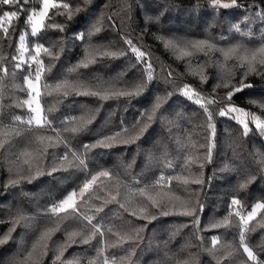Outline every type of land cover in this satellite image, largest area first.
Returning a JSON list of instances; mask_svg holds the SVG:
<instances>
[{"label":"trees","instance_id":"obj_1","mask_svg":"<svg viewBox=\"0 0 264 264\" xmlns=\"http://www.w3.org/2000/svg\"><path fill=\"white\" fill-rule=\"evenodd\" d=\"M207 1L212 0H88L87 3L85 0H56L58 4H70L73 9L80 6L81 10L74 11L71 19L66 14L59 15L56 9L50 10L51 19H46L45 23H60L64 31L46 28L37 37H28L30 49L35 42L45 47L55 45L53 53L59 56L53 59L41 53L46 66L42 85L68 79L96 90H119L144 82V65L137 63L128 52L124 37H130L147 53L146 59L154 68L153 79L139 95L109 96L106 100L97 95L72 91L64 95L42 88L41 104L69 147L83 153L84 143L121 132L111 147H97L84 153L86 170L67 167V170L51 171L53 167L59 168L54 161L66 148L63 143L52 146L46 139L37 140L38 136L55 137L56 133L50 129L30 131L26 125L17 124L19 135L0 136V140L6 141L0 148V237L13 227L12 221L18 212L31 218L15 225L11 238L0 245V264H68L69 261L103 264L105 256L109 260L115 257L116 264H240L242 260L252 264L239 246L238 227L206 229L205 226L228 214L233 197L242 201L245 212L255 203L264 202V165L260 163L264 159V140L251 122L252 130L244 136L242 126L235 120L216 114L221 104L211 105L215 146L209 159L210 130L206 115L199 105L183 96L180 89L189 84L204 96L221 100L233 86L250 85L236 93L232 103L264 119V109L259 106L264 103V65L257 63L256 71H248L246 63L239 59L245 49L259 48L264 39V19L257 15L264 13V0H237L236 5L227 9L209 7ZM35 6L39 8L38 3ZM193 9H198L196 14ZM244 17L251 18V25L245 27L253 33L251 37L231 30V26L241 23ZM98 21L99 32L90 37L86 35L83 41L74 38V34L90 31ZM14 25L15 32L10 29L12 39H4L0 34V69L6 67L9 73L14 71L15 61L11 57L17 55L15 37L25 26L24 17L14 21ZM228 34L230 36L225 38ZM168 37L183 47L198 40H208L217 49L239 47L227 59L218 50L191 48L187 50L192 55L178 56L174 49L165 47L159 40ZM95 47L128 54L115 58L97 56L96 62L87 68L68 72L84 58L86 50ZM164 68L168 73L171 70L172 75L165 73ZM201 68L206 77L204 82L199 75ZM25 74L26 71L16 70L14 80L11 75L4 76L0 72L3 79L0 121L4 125H11L13 115H28L26 105L15 106L17 99L22 101L27 96L26 91L14 87L23 86ZM225 83L229 86L224 87ZM158 96L162 98L161 107L152 120H148L142 113L151 114ZM48 108L53 110L48 112ZM73 127L79 131H64ZM169 163L171 168L167 167ZM101 170L110 171L111 178L97 182L86 201L79 203V213L95 215L94 223L102 221L104 236L98 235L87 244L76 237L77 243H71L67 233H87L90 226L77 213L70 211L57 217L46 210L71 190L78 189L90 178L89 173ZM18 173L25 179L8 185ZM161 175L167 179L156 184ZM249 176L255 179L240 189L239 185ZM195 179L202 183H194ZM135 180L139 181L138 185L134 184ZM118 181L119 189L116 188ZM146 184H155V187L146 189L144 196L135 191L136 187ZM124 185L133 188L131 195ZM117 191L120 194L112 200L111 196ZM148 195H152L159 206H153ZM176 197L179 199H174ZM181 202L195 209L194 214H182ZM120 204L125 207L121 208ZM96 208L103 210L96 212ZM141 208L147 209L149 218L140 212ZM197 218L203 231L197 230ZM232 221L238 224L237 218L232 217ZM57 223L59 230L50 239L40 241L41 234L55 228ZM108 227L113 231L109 232ZM249 228L246 242L264 262V214H258ZM198 235L203 237L202 241ZM213 236L220 237V244L214 253H209L206 249L211 248ZM229 242L232 246L225 247ZM61 245L68 246L61 259L55 260ZM100 248L104 251L98 256Z\"/></svg>","mask_w":264,"mask_h":264},{"label":"snow or ice","instance_id":"obj_2","mask_svg":"<svg viewBox=\"0 0 264 264\" xmlns=\"http://www.w3.org/2000/svg\"><path fill=\"white\" fill-rule=\"evenodd\" d=\"M88 0H85V3H87ZM39 4V8H37L35 5ZM212 3L214 6L217 7H223L225 9L234 6L237 4V0H231V3H221V0H212ZM52 9H56L57 13L59 15H67L68 19H71L74 11L79 12L81 10L80 6H76L75 9H73L70 4L68 3H57L56 0H0V34H2L4 39H12L13 36L10 32V29L12 32H15V25L14 21H19L22 17H24V28L19 30L18 36L15 37V39L18 40V47L16 48L17 55H14L11 57L13 61H15L13 67L14 71L9 73L8 69L6 67L0 69V72L3 73L4 76L11 75L12 78L15 80L16 78V70H19L20 72H27L23 76V86L16 84L14 87L21 91L27 92V99L25 100H19L17 99L15 102L16 107H24L27 105L28 108V115L26 117L21 115H13L11 120V125H4L2 121H0V136L8 137L12 133H15L16 135L20 134V131L15 125H26L28 127V130L33 129H50L51 131L56 133L55 137L52 136H38L37 140L40 142H43L45 139L50 142L52 146H55L56 143H63L65 145L66 151L63 153L62 156L58 157L54 163L56 165H59V168L53 167L51 169L52 172L59 170L60 168H63L64 170H67V167H76L80 170H86L87 164L86 160L84 158V153H87L88 151H91L92 149H95L97 147H111L112 144L116 141V138L121 135V132L113 133L112 135L103 136L99 139H97L94 142L91 143H84L82 145L83 153L79 152L76 149H73L69 147L60 136V129L54 127L53 121L48 118V115L46 114V110L44 106L41 104V96H42V88L43 89H49V90H55L58 92H63L64 95H67L69 91L77 92L78 94H87V95H97L101 99H108L109 96H130V95H139L142 93L145 88L147 87V83L151 82L153 79V72L154 68L149 59H146L147 53L145 51H142L130 37H124V43L127 45L128 52H130L136 59L137 63L144 65V72L146 75V80L141 83H137L131 88L126 89H114V88H104L103 90H96L93 88H90L79 81L72 82L68 79H63L58 82H56L54 85L52 84H41L42 77L46 71V66L44 61L41 59V53L47 54L49 57H52L53 59H58V54L54 55L53 48L52 47H45L44 44L35 42L32 44L31 49L28 43V37L31 36L33 38L37 37L43 30L46 28L51 29H58L61 32L64 31V26L60 23H50L46 24V19H51L49 17V12ZM64 10V11H61ZM258 16H261L262 19H264V13H257ZM109 20H112V17H108ZM113 25H115V21L112 20ZM235 30V32L240 33L242 36H248L251 37L253 33L251 30L249 31H242L240 28L239 23L234 24L232 26ZM100 31V23L99 21L92 26V29L85 32H80L77 34H74V38L77 40L83 41L85 36H92L94 32ZM264 35V34H262ZM166 46H170L173 48H176L177 45L174 44L172 41L166 42ZM239 46H232L227 49L220 48L217 49L216 45L213 43H210L208 40H198L195 42H190L188 45H185L183 48H179L178 50L181 52L184 56H190L192 55L191 51H188V48H191L193 50L198 51H213L218 50L220 51L225 59L229 58L233 54L237 52V48ZM128 52H119V51H113L107 48H101V47H95L90 50L85 51L84 58L78 62L77 65L73 66L72 68L68 69L69 73L75 72L77 68L84 67L87 68L89 64H93L96 62V57L99 56L100 58L103 57H109V58H115L121 55H127ZM26 54H28L26 56ZM239 59L242 61V63H246L248 71H256V64L259 63L261 65H264V39L261 41V46L255 50H247L245 49V52L242 56L239 57ZM35 65V67H33ZM50 71V68L47 69ZM169 76L172 75L171 70H169L168 73ZM201 82H204L206 80V77L203 75L202 68L199 71ZM221 85H217V87H220ZM224 87H228L229 85L227 83L223 84ZM244 87H250V85H244L241 86H233L228 92L226 97L222 98L221 100H218L215 97L212 96H204L201 92L196 91L191 85L184 84L183 87L180 89V92L183 96L187 97L188 100L194 101L195 104L199 105V107L203 110V112L206 115L207 119V128L210 130V136H209V146L207 148L208 158H211L212 149L215 146L214 144V138H215V124H214V113L210 110L211 105H217L221 104V107L218 108L217 113L220 117H229L233 120H235L239 125L243 128V135L247 136L249 132L252 130L249 127V123L255 125V129L259 132V134L264 137V119L261 118V116L255 115L250 111L245 110L242 107L236 106L232 103V98L236 93H240ZM83 90V91H81ZM50 94V93H49ZM3 95V79L0 77V97ZM169 96L171 93L168 94ZM162 98L156 97V101L152 107L151 114L145 112L142 113V115H146L148 120H152L153 115L155 114L156 110H158L161 107ZM252 103H256L255 101H252ZM262 109H264V103L259 105ZM3 105H0V111H2ZM52 108H48L47 111H52ZM74 119V118H73ZM90 122V121H89ZM62 124L64 121L61 122ZM64 131H70L73 133H76L79 131L78 128H65ZM121 131H127V129H122ZM5 140H0V148L4 147ZM71 156V159L69 157ZM76 162L75 164L73 162ZM27 162V161H26ZM262 165H264V159L260 161ZM131 165H129L130 167ZM167 167L171 168V164L169 163ZM39 174V173H37ZM51 174V173H49ZM90 178L86 179L83 183V185L77 190L73 189L71 190L63 199H61L58 203L52 204L47 210L46 213H50L55 216H59L60 213H77L80 217H82V220L86 222L88 226H90V231L87 233H84L82 231H72L67 233V240L71 243H77L76 237H81V241L84 244L89 243L92 239H95L98 235L102 238L104 236V228L105 225L102 221L94 223L95 215H87V214H80L79 213V203L86 201V198L92 193L93 188L95 185H97V182L100 181L102 178H111L112 174L108 170H101L97 172L96 174H90ZM25 179V177L21 174H17V178L10 179L8 181V185H16L19 183L20 180ZM167 178L164 175H161L159 177V180L156 181V184H159L160 181H165ZM255 179L253 176H249L248 180L244 183H241L239 185L240 189H243L247 186V183L251 182V180ZM194 183H202L201 180L195 179L193 181ZM134 184H139L138 180L134 181ZM6 185V187L8 186ZM124 187L128 188V195H131L133 192V188L124 185ZM154 185H143L138 186L135 188V191L138 192L141 196H144L146 194V189L153 188ZM116 188H120L119 181L116 184ZM119 191H117L116 195H112L111 199L116 200L117 196L119 195ZM148 200L151 201L153 206H159L158 201L152 196H147ZM174 199H179L178 197ZM121 208L125 207V204H120ZM181 208H182V214L185 215H193L195 212V209L191 208L188 203L181 202ZM102 208H96V212L102 211ZM201 206V211H202ZM140 212L145 215V218H149L147 216V209L141 208ZM135 214V213H133ZM258 214H264V202H257L255 203L250 211L245 212L244 211V205L242 201L236 197H233L229 204V212L226 216H224L222 219H218L215 222L209 223L205 226L206 229H217L221 227H230V226H236L239 228L238 232V240H239V246L243 249V253L246 254L247 260L251 261L252 264H264V262L260 261L256 255V253L253 251V249L249 246V244L246 242V234L248 231H250L249 225L252 221H254ZM232 217L237 218L238 224L234 225L232 221ZM151 219H154L155 217H150ZM30 217L25 216L22 212H18V215L16 219L12 221L13 227L9 229V231L4 234L2 237H0V245H3L6 243L10 238L12 232L15 231V225L19 224L20 221L27 222L30 220ZM195 224L197 227L198 232L203 231L204 229L200 228V220L197 218L195 220ZM59 230V224L57 223L55 228H49L46 231H44L40 236V241H44L46 239H50L51 235ZM107 230L109 232H112L113 229L111 227H108ZM198 239L201 241L203 240V237L197 236ZM123 239V238H122ZM38 241V243L40 242ZM220 244V237L213 236L211 237V248L206 249L209 253H214L217 245ZM68 245H61L57 249V254L55 256V260H60L61 257L64 255V252L66 251V247ZM225 247H231V243H226L224 245ZM44 247L46 248L47 245L45 244ZM35 249V245H33V250ZM104 249L100 248L97 250V255H102ZM32 255L31 252L28 253V256L30 257ZM123 259V258H121ZM68 264H74L73 261H69ZM91 264V262H90ZM103 264H116V258L113 257L111 260L107 256L103 259ZM240 264H245V262L242 260Z\"/></svg>","mask_w":264,"mask_h":264},{"label":"rangeland","instance_id":"obj_3","mask_svg":"<svg viewBox=\"0 0 264 264\" xmlns=\"http://www.w3.org/2000/svg\"><path fill=\"white\" fill-rule=\"evenodd\" d=\"M208 2V5H209V7H212V8H215V9H217V8H223V7H217V6H214L213 5V3H212V1L211 2H209V1H207ZM221 3L223 4V3H231V1H227V2H223V1H221ZM232 7V6H231ZM197 11H198V9H193V13L194 14H196L197 13ZM251 18L250 17H244V19L241 21V23H239V25H240V28H241V30L242 31H249L248 29H245V27H246V25L248 26H250L251 24ZM233 26V25H232ZM231 26V30H234V28ZM231 32V31H230ZM230 36V34H228V35H225V38H227V37H229ZM159 40H161V42H162V44L165 46V47H170V46H166V42H168V41H172L174 44H176L177 45V42L175 41V40H173V39H171V38H164V39H160L159 38ZM170 48H172V49H174L175 50V53L178 55V56H184V55H182L181 54V52L178 50L179 48H183V46H178L177 45V47L176 48H173V47H170ZM28 54H26V56H27ZM35 66V65H34ZM164 71H165V73H168V70H167V68H164ZM28 97L26 96V98L25 99H27ZM27 106V105H26ZM247 111H249V110H247ZM263 138V140H264V137H262ZM83 185V184H82ZM81 185V186H82ZM80 186V187H81ZM79 187V188H80ZM78 188V189H79ZM77 189V190H78ZM54 203H58V202H53L52 204H54ZM51 204V205H52ZM50 205V206H51Z\"/></svg>","mask_w":264,"mask_h":264}]
</instances>
